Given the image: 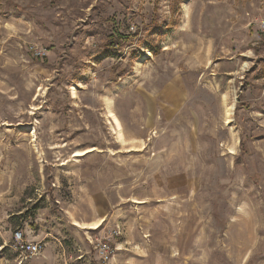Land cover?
Listing matches in <instances>:
<instances>
[{"label": "rangeland", "instance_id": "rangeland-1", "mask_svg": "<svg viewBox=\"0 0 264 264\" xmlns=\"http://www.w3.org/2000/svg\"><path fill=\"white\" fill-rule=\"evenodd\" d=\"M263 25L264 0H0V264L18 229L46 245L23 264H264Z\"/></svg>", "mask_w": 264, "mask_h": 264}, {"label": "built area", "instance_id": "built-area-1", "mask_svg": "<svg viewBox=\"0 0 264 264\" xmlns=\"http://www.w3.org/2000/svg\"><path fill=\"white\" fill-rule=\"evenodd\" d=\"M264 28V25H263ZM13 250L17 254L19 264H23L43 255L45 244L42 241H29L22 230L14 232Z\"/></svg>", "mask_w": 264, "mask_h": 264}, {"label": "bare ground", "instance_id": "bare-ground-1", "mask_svg": "<svg viewBox=\"0 0 264 264\" xmlns=\"http://www.w3.org/2000/svg\"><path fill=\"white\" fill-rule=\"evenodd\" d=\"M231 114H232V112H231V110H229V111L227 112V118H228V119L231 118ZM114 118H115V117H114ZM115 122L117 123L118 127H120V123H119V121L117 120V118H115ZM78 155H80V154H78Z\"/></svg>", "mask_w": 264, "mask_h": 264}, {"label": "crops", "instance_id": "crops-1", "mask_svg": "<svg viewBox=\"0 0 264 264\" xmlns=\"http://www.w3.org/2000/svg\"><path fill=\"white\" fill-rule=\"evenodd\" d=\"M30 239H28V240H30V241H36V238L35 237H29Z\"/></svg>", "mask_w": 264, "mask_h": 264}]
</instances>
